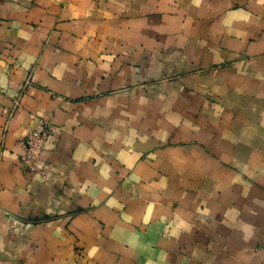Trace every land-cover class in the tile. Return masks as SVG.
Returning a JSON list of instances; mask_svg holds the SVG:
<instances>
[{
	"label": "crops",
	"instance_id": "1",
	"mask_svg": "<svg viewBox=\"0 0 264 264\" xmlns=\"http://www.w3.org/2000/svg\"><path fill=\"white\" fill-rule=\"evenodd\" d=\"M0 264H264V0H0Z\"/></svg>",
	"mask_w": 264,
	"mask_h": 264
},
{
	"label": "built area",
	"instance_id": "2",
	"mask_svg": "<svg viewBox=\"0 0 264 264\" xmlns=\"http://www.w3.org/2000/svg\"><path fill=\"white\" fill-rule=\"evenodd\" d=\"M51 130L50 125L36 128L20 140V144L24 147L21 160L28 171L32 173H43L39 162Z\"/></svg>",
	"mask_w": 264,
	"mask_h": 264
}]
</instances>
